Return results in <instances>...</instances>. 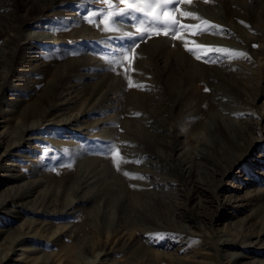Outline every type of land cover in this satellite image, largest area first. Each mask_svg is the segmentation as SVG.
Wrapping results in <instances>:
<instances>
[{"label":"rangeland","instance_id":"374dc122","mask_svg":"<svg viewBox=\"0 0 264 264\" xmlns=\"http://www.w3.org/2000/svg\"><path fill=\"white\" fill-rule=\"evenodd\" d=\"M56 1L0 0V27L48 5L23 32L51 31L55 38L50 47L32 49L47 68L32 76L26 97L33 117H5L0 128V166L9 162L24 183H38L19 200L21 185L0 182V201L48 214L25 212L1 227L0 259L10 258L0 264L264 261V195L250 202L240 197L264 188V181L228 192L240 183L234 175L250 174L228 168L233 156L259 161L250 170L264 171V0H170L161 20L175 34L149 30L143 38L135 26L152 19L143 13L117 15L110 28L100 16L109 8L102 0H61L55 8ZM20 40L0 37V92L18 83L7 73ZM65 79L71 87L60 91ZM104 100L110 110L100 106ZM47 120L68 124L59 132ZM232 120L235 127L226 128ZM30 124L35 130L21 138ZM32 136L37 139L25 140ZM24 142L32 149L20 161L10 153L22 152L13 144ZM156 225L167 231L153 232ZM11 227L27 234L22 245L12 247ZM236 254L244 258L233 263Z\"/></svg>","mask_w":264,"mask_h":264},{"label":"bare ground","instance_id":"6f19581e","mask_svg":"<svg viewBox=\"0 0 264 264\" xmlns=\"http://www.w3.org/2000/svg\"><path fill=\"white\" fill-rule=\"evenodd\" d=\"M56 2H57V4L55 5V8H58L61 5V4H59V3H61V0H57ZM47 7H48V5L47 6H37L36 9L33 12L28 13L27 15L21 17L17 21L19 24L12 25V26L11 25H4V26L1 25V27H0V37L5 35V39H6V41L8 43H14V42L17 41V39H21L20 40V44H19L20 53L13 59V63L11 64V67L13 68L12 69V73H7V76L10 77L9 79H12L11 77L14 75V79L16 81H18V83L8 82L5 85L4 89L0 92V128L2 127V125L4 123L5 117H8L9 119H16V121L17 120H21V119H24V120L28 119L29 120V119H31L33 117V108H31L32 107V103L30 101H28V99L26 97L30 96V94L32 92V89H33V83L34 82L32 80V76L34 77V75L38 74V72L44 71L46 67L44 65H42L37 60L35 55H33L32 49L35 47V45H38V44H43V45H46V46L50 47L51 45H53V41L55 40V38L51 35V31L49 32V31H35V30H29L28 31L27 30V32H23L24 31L23 30V26H25L27 24H30V23H33L36 20V14H39V15L40 14L41 15L45 14L46 11H47ZM87 66H89L91 69H94L95 64L90 62ZM96 69H98V68H96ZM66 79H65V82L62 83L58 87V89L60 91L63 88H68L70 79L67 80L68 82H66ZM80 79H81V77H80ZM60 91L57 92V94L55 93L57 95L56 96L57 98H58V96L60 94ZM106 93L108 94V90H107ZM13 96H16V98H17L15 101H13V98H10V97H13ZM55 106H56L55 104H52L50 107L51 108H56ZM93 106H94V104H93ZM100 106L102 108H105V106H106L105 105V100L100 103ZM107 108H105L104 110H106ZM71 120H73V119H71ZM66 124H68L67 120H65V121L62 120L61 123H59V122L56 123L55 121H52V120H47L45 122V125H47L48 127H50V126H58L59 132L63 131V128L66 127ZM222 124H225V123H222ZM235 124H236V122H234L232 120V121L229 122V124L226 126V128H229V127L233 128V127H235ZM188 128H189V125L185 124L183 126L182 132H180V134L175 137V139H174L175 140V144L173 146L174 149H177L178 141L180 140L181 135L183 133H185V131ZM22 129H23V132L20 134L21 138L23 137L24 134L26 135L30 131L35 130V126L33 124L32 125L30 124L28 126L23 127ZM33 139H37V137L32 136V137H26L25 138L26 141H32ZM31 144L32 143H27V142H24L23 144H20V143L13 144V146L15 145V146H19L20 148H22L23 151L21 152V151L17 150L16 152H14L12 154L10 153V155L15 156L16 158L20 159V161L25 160L26 155H27V154L25 155V153L31 152V149H32L31 148ZM251 145L252 144L248 143L247 144V149H249ZM262 146L264 147V142H263ZM23 152H25V153H23ZM179 157L177 156V157H174V159H173V164L177 167V169L179 168V165H180ZM242 157H243V154H241V155L239 154V156H233L231 161L229 162L228 168L231 170V169H235L236 167H239L241 169H244L247 172H250V174L244 175L245 177H249V179L244 178V177L241 178V176H239V175H237V176L234 175V177L237 180H239L240 183H239L238 186L237 185L236 186H230L228 188V192H230V196L236 195V193L240 192L241 189L245 190L246 187H248V186H252V185H255V184H260L261 185L262 181H264V171H262V170H258V171H254L253 170V171H251L250 170L251 167L255 168L258 165L261 166V164H259L260 162L259 161L256 162L255 160H250V161L248 160L247 162H243ZM225 173H226V171L224 173H222V175H224ZM234 173H236V172H234ZM251 174L254 175V178H252L250 176ZM4 181L5 182L16 183L19 186L21 185V187H23L21 189V192L18 195V199L19 200L20 199H24V198L26 199V198L30 197L31 194L34 191V188H36L38 186V183L37 184H31V185H27V183H24L23 182L24 178H23V175L21 174L20 168H17V167L14 168L13 164H11L9 162L4 163V164H2L0 166V182H4ZM243 195L244 196H240L241 200L242 201L246 200V202H250V201H253V200L257 199L258 197H262L264 195V188H258L254 193L244 191ZM9 200L10 199H3L2 201H0V216H2L5 219V222H1L0 223V232L2 231L1 227L6 225V223L10 219L17 218L19 215H22L25 212H31V213H35V214H39V215L42 214V216H45V217L48 214L47 210H44V209H41V210L31 209V208H28L25 203L20 202V201H14L12 199L10 200L11 203L10 202L9 203L12 205L11 207H13V208L12 209H9V208L7 209V205H8V201ZM16 200H17V198H16ZM86 201L88 202V200H86ZM69 206L70 205H68V206L66 205L64 213L65 212L67 213L66 210L69 208ZM76 212H77V209H72L68 213L73 214V213H76ZM71 216H73V215H71ZM118 225L119 224H117L115 227H117ZM151 230L153 232L154 231H156V232H165V231H167V228H165L164 226H161V225H156L155 227H151ZM8 234H9V237H10V235H12V237H14L13 240L9 241L11 243L12 247H17V246L22 245V243L27 238V234L24 231H22L20 229L16 230L15 227H11V229L9 230ZM184 234H186L185 236L191 235V233H189V231H184ZM6 236H7V234H6ZM0 237H2V236H0ZM6 240H9V239H6ZM161 241L162 240L159 239V240H157V243L159 244V243H161ZM6 242H8V241H6ZM2 244H5V243H0V247H1ZM225 244L226 245H230V244H234V243L233 242H229V243L225 242ZM12 252H11V254H12ZM72 252H73L72 250L68 251L67 254L71 255ZM173 257H174V255H173ZM232 257H233V263H237L241 259L244 258V256H241L240 254H236V255H234ZM9 258H10V254L5 256V257H3L2 259H0V262L1 261H5V260H7ZM175 258H173V260H177V258L176 259ZM250 259H252V262H249L250 264H253L255 261H257L256 259L253 260V257H250ZM181 262H178V264L181 263ZM181 264H189V263L185 262V263H181ZM254 264H264V261H259V263H254Z\"/></svg>","mask_w":264,"mask_h":264},{"label":"snow or ice","instance_id":"6c2138e0","mask_svg":"<svg viewBox=\"0 0 264 264\" xmlns=\"http://www.w3.org/2000/svg\"><path fill=\"white\" fill-rule=\"evenodd\" d=\"M102 2L108 4L109 8L107 11L101 13L100 16L102 20L106 19L108 21L110 28L113 24L117 22L115 19L117 15L124 16L131 15L132 13H143L145 15V18L152 17V19L149 20L147 24L141 23L135 26L136 31L140 34L141 38H143L145 33L149 30H159L167 33L169 28H172L173 34H175L176 28L170 25L167 21L161 20V17L163 16L164 12L169 10L165 7V4L169 3L170 0H115L116 5L123 3L128 6L127 8L120 10L113 6L112 0H102ZM129 9H131L132 11L129 12ZM153 9H160V11L154 13ZM160 24H163L164 26L162 28H157V26ZM131 36L132 34L129 33L130 38ZM193 54L196 55V53ZM197 58H200L199 55H197ZM125 175L129 174L125 173Z\"/></svg>","mask_w":264,"mask_h":264}]
</instances>
